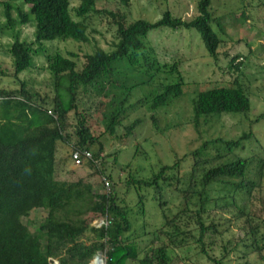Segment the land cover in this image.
<instances>
[{
    "label": "trees",
    "instance_id": "1",
    "mask_svg": "<svg viewBox=\"0 0 264 264\" xmlns=\"http://www.w3.org/2000/svg\"><path fill=\"white\" fill-rule=\"evenodd\" d=\"M96 1L80 0L75 11L82 21L72 17L71 0L3 1L4 27L14 29L32 20L36 25L34 42L16 37L9 47L15 74L33 66L34 55L42 50L44 40L73 38L88 42L86 17L97 11ZM118 1L123 7L131 3ZM212 1L198 0V15L190 20L175 17L168 10L157 22H128L125 11L109 12L117 25L118 41L113 49L97 47L84 55L82 64L75 52L47 55L46 68L54 77L52 96L30 92L26 84L11 90L0 87V264H53L55 260L58 264H89L100 252L106 255L108 264H124L127 259L139 264H171V251L181 248L190 237L196 240L199 254L211 264L264 263V230L253 225L254 218L238 202L240 195L252 198L263 189L264 158L256 161L254 156L234 152L243 147L252 133L235 139L211 138L173 163L162 165L149 179L131 176L127 180L129 186L168 187L180 193L178 204L162 195L153 197L163 213V224L154 230H148L146 222L144 231L137 225L138 216L146 212L145 196H139L132 205L115 192H94L92 185L83 180L56 178L59 141L70 145L72 153L92 152V157L84 158L82 164L87 162L103 179L113 181L99 166L106 162L102 138L125 141L135 135L141 117L124 122L145 107L155 129H160L158 110L180 98L187 82L179 62H162L145 38L151 30L162 26L194 28L210 56L217 60L224 39L212 24L215 22L224 33V16L215 17L210 10ZM35 43H40V47L34 48ZM235 60H231L232 66L239 71L242 61ZM162 71L170 73L173 81L162 84L156 93L134 99L135 91L146 83L137 76L153 78ZM250 95L249 86L239 78L227 85L203 88L192 101L193 122L200 127L223 113L247 112L252 105ZM71 114L75 120L72 124ZM211 150L216 153L211 154ZM117 153L110 156L117 159ZM141 153L138 148L136 155ZM257 163L255 179L250 174ZM37 209L45 210L47 215L32 231L23 219ZM131 211L136 217H132ZM225 213H231L232 218ZM99 218L105 221L100 227L93 224ZM243 218L247 237L220 243V239H225L224 233ZM149 235L151 245L141 249L136 239ZM235 251L239 255L231 257Z\"/></svg>",
    "mask_w": 264,
    "mask_h": 264
},
{
    "label": "rangeland",
    "instance_id": "2",
    "mask_svg": "<svg viewBox=\"0 0 264 264\" xmlns=\"http://www.w3.org/2000/svg\"><path fill=\"white\" fill-rule=\"evenodd\" d=\"M3 1L5 0H0V87L11 90L21 88L23 84H26L30 92H36L43 97L52 96L54 92V77L46 68L47 55L55 53L68 55L69 52H75L79 54V64H82L84 55L95 51L97 47H102L107 51L114 48V44L118 41L117 25L116 22H113L115 18L109 12L125 11L128 15V22L137 19L157 22L168 10L173 16L185 20L193 19L198 15V0H131L127 7H123L118 0H97V11L91 12L86 17L89 26L88 42L77 41L73 38L44 40L42 50L34 55L33 66L16 75L9 47L16 37L28 43L34 42L36 25L32 20L29 24L20 25L14 29L4 27L6 19ZM79 4L80 0H71V15L75 20L82 21L83 18L78 17L75 11ZM210 10L214 11L215 17L224 16L221 22L222 30L226 34L220 32L221 30L215 22L212 24L214 30L224 39L217 60L210 56L200 33L194 28L172 29L162 26L151 30L145 38L146 44L155 48L162 62L170 64L179 62V69L187 83L184 85V93L180 98L167 108L158 110L159 130L155 129L152 121L147 117L150 113L145 107L131 114V118L124 122L129 123L133 119L141 117V123L136 128L135 135L125 141L109 136L102 138V142L105 144L103 155L106 162L99 166L105 168L106 176L107 174L111 175L113 181L107 177L103 179L96 172V168L87 162L76 165L71 157L73 148L66 143L58 142L56 154L58 161L56 178L58 180L72 182L83 180L92 185L94 192H115L116 195L132 205L139 200V196L147 198L145 200V215L138 216L137 225H141L140 231L141 229L144 231L142 227L145 222L149 224L148 230H154L163 224L161 207L159 202L153 199L155 195L165 196L178 204L177 198L180 197V193L178 190L168 187L157 189L155 187L140 188L137 185L129 186L127 180L131 176L149 179L159 172L162 165L173 163L177 157L198 148L211 138L235 139L242 136L243 133L252 134L244 140L243 147L235 149L234 152L239 156H254L256 161L261 157L264 158V0H213ZM16 14L14 11V15ZM40 45V43H35L34 48H38ZM232 59H236V62L242 61L239 71L234 70ZM1 70L4 73H1ZM159 74L153 78L139 74L137 77L146 83L135 91L134 99L156 93L162 84L173 81L170 73L162 71ZM235 78H239L249 86L251 109L247 112L223 113L221 117L214 116L216 118L213 117L209 125L203 124L196 127L193 122V98L203 88L227 85ZM72 117L71 114V124L75 122ZM120 132H124V130L121 129ZM138 148L142 149V153L136 155ZM115 152H119L117 159L110 156ZM210 152L211 154L216 153L214 150ZM190 162L184 166H188ZM257 166L258 163L253 166L250 174L255 179H257L255 176L258 171ZM108 180L110 186L106 184ZM261 184L263 185L261 191H256L252 198L240 195L238 202L241 206H246L245 211L254 218L253 225H259L263 231L264 176ZM186 188L187 186L182 190ZM212 194L218 195V192ZM46 215L45 210L37 209L24 217L23 220L32 231H35ZM131 215L136 217L135 213ZM225 215L228 218L233 216L231 213H225ZM244 220L245 218L242 221H236L230 231L224 233L225 239H220V243L227 242L228 239L237 240L239 236L247 237ZM151 238L152 235L143 236L136 241L140 242L141 249H144L147 245H151ZM167 241L164 239V242ZM195 242L194 237H190L186 239L185 245L181 248H174L171 251L173 256L171 264H211L205 256L199 254ZM198 244L201 245V243ZM216 253L220 255L219 250ZM144 255L145 251L140 254L142 258ZM237 255H239L237 251L231 253V257ZM252 257L255 258L254 255ZM156 263L157 261L154 262V264ZM233 263H236L235 259ZM124 264H139V262L127 259Z\"/></svg>",
    "mask_w": 264,
    "mask_h": 264
},
{
    "label": "built area",
    "instance_id": "3",
    "mask_svg": "<svg viewBox=\"0 0 264 264\" xmlns=\"http://www.w3.org/2000/svg\"><path fill=\"white\" fill-rule=\"evenodd\" d=\"M92 157V152L90 151H79L76 150L72 153V160L76 165H81L84 161V158H91ZM106 180V179H105ZM107 186H110V182L109 180L106 181ZM105 223V221L102 219L96 220L94 222V225L96 226H102ZM99 260V264H108L107 263V259H106V255L104 254V252H100L98 253L91 261L89 264H93L95 261ZM55 264H58V261H54Z\"/></svg>",
    "mask_w": 264,
    "mask_h": 264
},
{
    "label": "bare ground",
    "instance_id": "4",
    "mask_svg": "<svg viewBox=\"0 0 264 264\" xmlns=\"http://www.w3.org/2000/svg\"><path fill=\"white\" fill-rule=\"evenodd\" d=\"M94 264H99V261H95V263Z\"/></svg>",
    "mask_w": 264,
    "mask_h": 264
}]
</instances>
